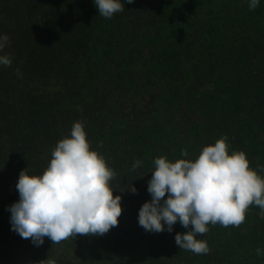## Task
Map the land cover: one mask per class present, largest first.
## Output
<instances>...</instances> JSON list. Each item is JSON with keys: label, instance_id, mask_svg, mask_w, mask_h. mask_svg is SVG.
<instances>
[{"label": "trees", "instance_id": "obj_1", "mask_svg": "<svg viewBox=\"0 0 264 264\" xmlns=\"http://www.w3.org/2000/svg\"><path fill=\"white\" fill-rule=\"evenodd\" d=\"M121 2L106 19L94 0H0V55L12 57L0 65V264H264L258 206L239 227L197 234L210 248L200 255L175 242L191 226L157 233L138 219L159 156L195 160L227 136L264 177V0ZM76 121L115 171L122 212L106 234L36 246L12 230L19 175H42Z\"/></svg>", "mask_w": 264, "mask_h": 264}, {"label": "clouds", "instance_id": "obj_2", "mask_svg": "<svg viewBox=\"0 0 264 264\" xmlns=\"http://www.w3.org/2000/svg\"><path fill=\"white\" fill-rule=\"evenodd\" d=\"M94 3L106 19L125 7L121 0ZM259 3L249 0V9L255 10ZM9 43L7 34L0 35V51ZM0 65L10 67L11 55H0ZM182 155H188L186 149ZM140 163L136 160L133 169ZM154 165L148 183L152 199L139 209V225L157 233L164 231L165 225L171 232L177 221L184 228L191 226L175 236L180 249L197 255L209 253L207 241L198 239L197 234L207 233L209 224L239 227L250 206H258L264 219V177L250 167L244 151L229 153L227 136L204 146L195 160L172 162L159 156ZM115 176L106 158L91 147L84 123L74 122L70 135L53 149L42 175H29L26 168L20 172L16 185L20 198L9 208L12 230L36 246L42 245L45 237L59 244L78 234H106L118 224L122 212L121 196H114L111 186ZM130 188L137 191L132 185ZM256 254L264 255V250L257 248ZM42 262L56 264L52 258Z\"/></svg>", "mask_w": 264, "mask_h": 264}, {"label": "rangeland", "instance_id": "obj_3", "mask_svg": "<svg viewBox=\"0 0 264 264\" xmlns=\"http://www.w3.org/2000/svg\"><path fill=\"white\" fill-rule=\"evenodd\" d=\"M249 212H250V214H251L252 216H253V215H254V216H257V213H256L257 211L255 212V211H253V210L251 209ZM259 219H262V218L259 217L257 220H259ZM138 249H139L140 251H142V250H141V246H138ZM151 251H152V253L154 252L153 250H151ZM144 254H145V253H142V252H141V255H143V256H142L143 258L141 257V259H142V260H144V259H148L146 256H144ZM137 256L140 257V254L137 255ZM148 257H149V256H148ZM166 257L171 258L172 255H170V254H164L163 258H166ZM135 259H138V258H135ZM171 259H173V258H171ZM148 260H149V259H148Z\"/></svg>", "mask_w": 264, "mask_h": 264}]
</instances>
